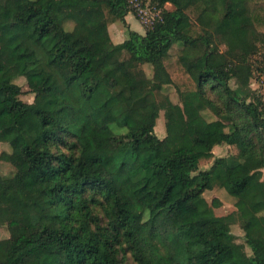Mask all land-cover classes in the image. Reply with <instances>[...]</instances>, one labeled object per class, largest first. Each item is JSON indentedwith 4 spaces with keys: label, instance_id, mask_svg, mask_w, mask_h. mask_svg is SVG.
Segmentation results:
<instances>
[{
    "label": "trees",
    "instance_id": "trees-1",
    "mask_svg": "<svg viewBox=\"0 0 264 264\" xmlns=\"http://www.w3.org/2000/svg\"><path fill=\"white\" fill-rule=\"evenodd\" d=\"M79 1L0 0V142L11 147L0 161L14 168L0 173V226L25 224L0 239V264H125L127 253L135 264H264V228L246 238L248 253L232 217L204 197L216 186L238 199L251 191L241 227L264 218V102L250 88L264 0H155L162 18L120 43L109 28L127 24L128 0L73 11ZM165 85L180 103L156 99ZM236 135L237 157L200 168L197 146L214 156Z\"/></svg>",
    "mask_w": 264,
    "mask_h": 264
},
{
    "label": "rangeland",
    "instance_id": "rangeland-1",
    "mask_svg": "<svg viewBox=\"0 0 264 264\" xmlns=\"http://www.w3.org/2000/svg\"><path fill=\"white\" fill-rule=\"evenodd\" d=\"M156 5V4H155ZM155 5L151 2L150 8L148 9L149 13L150 12H155ZM83 7V0H80L79 2H75L72 6L71 9L73 11L79 12L81 11ZM166 8L168 9H173V6L169 3L166 4ZM162 10V8H161ZM133 16L134 14L131 13ZM129 15L128 19L131 23V27L133 29L140 28V23L133 19L132 15ZM192 19L195 21V15L192 14ZM117 27H114L112 29V37H113V42L117 43L122 40V34L124 35L125 38H127V32L129 29H132L130 25L127 23L123 22H117ZM140 24V25H139ZM72 25L69 23L67 25V28H70ZM120 29L121 33L116 31V29ZM143 32H146V28H143ZM221 49H224V45H220ZM181 53V46L179 44H175L171 51H170V56L167 60V63L170 64H177L179 60V56ZM250 61L252 64V69H253V75L250 79V88L256 93L257 96H260L262 98V101L264 102V47H260L258 51L253 54L250 57ZM144 69L146 70L147 74L149 76H152L151 68L148 65H144ZM16 82L21 86L22 88V94H21V99H23L26 102H32L34 100V93L30 90V87L27 84V81L24 77H19L16 79ZM231 85L233 87L236 86L235 81L232 80ZM165 97H169L173 102L175 103H180V96L177 91V89L173 85H165L160 91L156 92V99L158 101L163 100ZM152 109L149 108L146 111V117L149 119ZM205 115L209 119H216L217 117L211 112V110H207L205 112ZM197 127L196 123H191L190 124V129L195 130ZM155 133L160 137L163 138L166 135V129H165V117H164V111L161 110L159 113V117L156 122V127H155ZM234 144L228 145V144H222L219 146L214 147V156H207L206 155V150L202 146H197L196 150L198 153L201 155L200 159V168L202 170L209 169L215 158L216 157H229V156H235L237 157L239 150L241 148L240 144V138L239 136H235L234 139ZM4 151H11V147L9 144L0 142V154ZM241 170L242 171H248L251 172V169L246 166V165H241ZM14 172L13 166L8 163L7 161H0V173L5 176H9ZM26 189L28 192H37L40 189V184L39 181L36 177L35 174H32L31 179L28 181ZM204 197L207 199L209 203H212L214 200L219 202V205L217 207H214V211L217 215H229L233 219V225H232V231L236 235V241L239 243H242L246 247V251L250 253L249 247L246 245V238L247 237H253L255 233L264 228V218L260 219V221L251 226L248 230L244 231L241 227V216L240 212L242 208L249 203L251 200V197L253 199V195L251 191H248L244 193L239 199L234 198L233 196L229 195L227 191L220 187L216 186L212 190H207L204 193ZM25 229V224H19L16 226H8V225H2L0 226V239L3 238H16L18 237ZM125 264H135V261L133 260V257L131 256L130 253H127L126 259H125Z\"/></svg>",
    "mask_w": 264,
    "mask_h": 264
},
{
    "label": "built area",
    "instance_id": "built-area-1",
    "mask_svg": "<svg viewBox=\"0 0 264 264\" xmlns=\"http://www.w3.org/2000/svg\"><path fill=\"white\" fill-rule=\"evenodd\" d=\"M129 8L131 13L134 14L136 19L141 23L143 28L149 29L154 26V24L162 18L161 7L158 6V3L155 0H128ZM151 2L155 5V12H150Z\"/></svg>",
    "mask_w": 264,
    "mask_h": 264
},
{
    "label": "crops",
    "instance_id": "crops-1",
    "mask_svg": "<svg viewBox=\"0 0 264 264\" xmlns=\"http://www.w3.org/2000/svg\"><path fill=\"white\" fill-rule=\"evenodd\" d=\"M239 1H241V0H239ZM131 13H129L127 16H126V21H127V23L130 25V27H131V23H130V21H129V19H128V17H129V15H130ZM132 15V14H131ZM132 17H133V19H135V20H137L138 21V19H136V17L135 16H133L132 15ZM139 22V21H138ZM140 23V22H139ZM141 24V23H140ZM139 24V25H140ZM114 27H117V24L115 23V24H113V25H111L110 26V28H109V32H110V35H111V38H112V40H113V37H112V35H113V33H112V29L114 28ZM140 27H141V29L140 28H136V29H133L132 27V30H135V31H138V32H140V33H142L144 30H143V26L142 25H140ZM116 31H117V33L118 32H120L121 33V30L120 29H116ZM142 34H144V33H142ZM122 40L120 41V42H122V41H124L126 38L124 37V35L122 34ZM120 42H117V43H120Z\"/></svg>",
    "mask_w": 264,
    "mask_h": 264
}]
</instances>
